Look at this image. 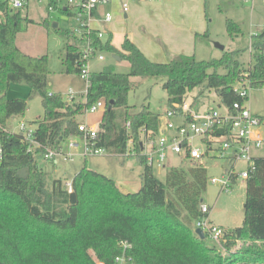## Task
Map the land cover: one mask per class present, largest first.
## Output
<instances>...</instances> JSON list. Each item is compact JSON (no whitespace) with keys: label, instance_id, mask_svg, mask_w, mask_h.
<instances>
[{"label":"trees","instance_id":"1","mask_svg":"<svg viewBox=\"0 0 264 264\" xmlns=\"http://www.w3.org/2000/svg\"><path fill=\"white\" fill-rule=\"evenodd\" d=\"M0 11V264H113L121 241L130 245L127 254L133 264H264V156L254 159L255 168L245 179L241 225L224 229L221 240L228 254L209 245L206 235L201 239L194 232L195 220L208 215L199 208L207 180L201 164L168 167L161 181L137 155L143 166L141 186L123 192L112 178L84 165L68 191L66 182L49 179L37 162L49 150L59 152L66 137L81 135L74 117L99 99L106 108L94 142L107 153L124 154L130 138L137 150L142 127L157 133L160 113L148 105L132 111L128 104L133 76L162 77L167 108L198 87L214 90L226 108L241 103L232 90L235 82L242 79L251 87L264 83V27L252 37V61L246 67L239 50H223L210 60L176 54L166 62L152 61L126 35L117 48L111 32L99 37V30L91 29V58L96 51L110 52L126 60L129 70L116 72L104 66L89 72L85 100L67 103L61 93L47 90V55H30L16 44L23 21L32 22L29 11H15L2 2ZM48 23L47 16L40 21L43 26ZM226 30L233 36L240 28L226 19ZM62 34L72 40L64 46L63 72L78 75L86 60L71 28ZM16 83H25L30 94L41 97L43 115L35 121L32 141L5 129L7 118L27 108L24 99L5 96L7 87ZM236 177L230 176V187ZM237 241L241 245L235 249Z\"/></svg>","mask_w":264,"mask_h":264},{"label":"rangeland","instance_id":"2","mask_svg":"<svg viewBox=\"0 0 264 264\" xmlns=\"http://www.w3.org/2000/svg\"><path fill=\"white\" fill-rule=\"evenodd\" d=\"M185 1L188 2L184 6L166 13L164 18L158 22H155V16H147L148 22L152 23L153 27L161 34L169 33L174 37L185 39L183 34H177L170 28L172 23L174 25L179 24V20L183 15L188 20V24L200 27L195 31L200 34H207L206 37L196 41H194L193 34V39L188 41L189 54H195V58L199 60H210L219 58L223 50H239L238 58L243 66L246 67L252 61V37L258 35L264 27V4L261 0H254L252 4L243 0H182V2ZM180 2L181 0L176 1L177 6ZM43 6V4L33 5L28 14L32 22L23 21L21 30L16 37V44L22 51L30 55H47L49 68L47 90L49 92L61 93V97L67 103H70L71 100L84 101L86 86L84 77L79 74L63 72L64 46L71 39L65 37L62 31L67 29L69 18L57 9L47 14ZM26 11V9H22V13H26ZM46 16L49 25L43 26L40 21ZM144 19L145 17L140 12L134 14L130 11V17L128 16L127 19H122L116 13L106 24L110 25L114 46L120 48L123 35L127 33L125 27L128 26L129 32L134 31L137 37L138 43L134 42V44L145 53L146 57L148 56L147 58L159 62V59L163 58L164 46L167 45L173 49L177 46L178 41L174 40L171 44L169 41L161 40L160 42L154 38L147 42V37L142 34ZM226 19H231L238 25L240 30L237 35L230 36L228 34ZM54 22L57 23L59 31L53 26ZM139 39H142V41ZM216 44H220L224 48L220 49ZM98 54L103 55V60L97 58ZM104 66H112L116 72H128L129 70V63L126 60L121 59L118 61L112 57V53L106 51L96 52L95 56L87 61L86 69L90 72H97ZM131 81L133 86L127 98L131 110L138 111L143 105H148L151 111L160 113L161 122L164 123L165 118L163 115L168 107V100L163 89V78L133 76ZM70 90L73 94H68ZM29 91L30 89L25 83L10 84L7 87L5 96L7 98L24 99L27 102V108L23 114L7 118L5 129L20 132L19 124L21 122H25L33 129L36 125L35 121L43 115L41 97L37 94H30ZM69 95H71V100ZM186 99L188 103H194L193 108L199 106L201 109L206 107L223 109L224 107L220 105V100L214 90H203L200 87L188 92ZM245 105L252 113L261 116L263 119L261 128L264 132V83L260 87H251L248 90ZM102 112L103 108H98L94 113H85L84 111L75 115L74 118L78 123L85 122L88 126L97 129ZM82 152L83 139L81 135H70L62 141L61 150L56 152L58 155L53 157L54 160L38 157L37 162L48 172L49 179L58 177L63 182H70L75 172L84 165L112 178L123 192L136 191L141 186L140 174L143 166L135 154L113 155L108 153L84 156ZM254 154L264 156V149L256 150ZM190 164L186 160L170 155L165 167H153L152 173L156 178L164 181L165 170L168 167L187 168ZM204 167L207 180L206 187L201 193V199L202 203L209 207V220L224 229L241 225L245 199V179L237 177L231 187L227 190H221L220 184L211 183L210 178H222L225 169L229 168L228 161L225 158L209 157L204 159ZM245 168L246 163L242 160H238L233 167L237 173ZM222 241L206 238L209 245L214 246L222 254H228L222 246ZM240 245L241 242L237 241L235 249L239 248ZM233 250L230 252H234Z\"/></svg>","mask_w":264,"mask_h":264},{"label":"built area","instance_id":"3","mask_svg":"<svg viewBox=\"0 0 264 264\" xmlns=\"http://www.w3.org/2000/svg\"><path fill=\"white\" fill-rule=\"evenodd\" d=\"M113 0H0L6 7L13 10H22L28 8L31 4H43L44 9L50 14L53 10H59L69 19L68 27L71 28L76 37L82 56L86 62L80 72V76L84 77L86 82L85 94L89 86L88 73L86 64L93 53L89 40V31L94 29L91 22L95 19L98 7L102 4L112 3ZM130 0H120V8L124 13L128 10ZM253 3L254 0H243ZM264 4V0H261ZM0 11V21H1ZM112 13L106 11L101 18L103 23L110 21ZM71 20V21H70ZM104 31L99 30L98 36L102 37ZM98 52V51H96ZM94 53V56L96 54ZM93 56V57H94ZM97 58L103 60V55L98 54ZM251 85L245 81H237L232 86L233 92L238 94L242 102L235 101L231 107L223 109L219 108H193L194 103H188L186 96L182 102L174 104L165 110L163 117L165 122L159 123L157 133H150L146 128L140 129L139 148L136 146L132 138L129 139L125 153H133L143 158L144 163L151 169L153 167L164 168L166 161L170 155H174L181 160L192 163H198L204 166V159L209 157L225 158L228 161L229 168L225 169L222 178L211 177V183H219L221 190H227L230 187L232 174L237 177L246 179L249 173L254 170V159L259 157L255 155L256 150L264 149V132L262 131L263 119L250 111L245 105L248 96V90ZM50 94V93H49ZM68 94H73L70 90ZM71 95L69 99L71 100ZM98 108H106L103 99H99L87 106L85 113H94ZM161 121V116H159ZM129 128V122L126 123ZM77 128L81 131L83 139L84 156L87 155H104L108 154L103 147L96 146L94 138L97 129L84 123H77ZM20 132L25 139L32 141L33 129L25 122L19 124ZM124 153V154H125ZM58 153L47 151L44 159L51 158ZM70 156V155H69ZM68 156V157H69ZM67 157V158H68ZM242 160L246 163V168L240 172H235L233 167ZM236 177V179H237ZM66 188L71 190V183L66 182ZM200 211L208 213L209 207L201 203ZM193 228H200L204 235L219 241L224 236V228L213 224L208 215H203L195 220ZM121 253L114 257L113 264H133L131 257L127 254L129 244L121 241Z\"/></svg>","mask_w":264,"mask_h":264},{"label":"crops","instance_id":"4","mask_svg":"<svg viewBox=\"0 0 264 264\" xmlns=\"http://www.w3.org/2000/svg\"><path fill=\"white\" fill-rule=\"evenodd\" d=\"M176 1L177 0H130L128 10L123 13L121 11V8H120V0H113L112 3L102 4L98 7V11L96 13L95 19L91 22V26L97 30H101L104 32H106V31L111 32L110 31V25L106 24L107 22L103 23L101 20V18L103 17V14L106 11H110L112 13V17H113V15H115L117 13V14H119V17H121L122 19H127L128 16L130 17V11H131V13H134V14L140 12V14H142L145 17V19H144L145 22L142 23V24H144L142 34H143V36L147 37V42H149V40L154 39V38L159 40L160 42H161V40L169 41L171 44L173 43L174 40L178 41L177 46L173 49L170 48V46H167V45L164 46V53L162 55L163 58L159 59V62H166L169 59H171L172 56H174L176 54L190 55L189 54V47L190 46H189L188 41L193 39V34H194V41H196L197 39H200V38H204V37H195V34L199 33L198 31H195V29H200V27H195L191 24H188L189 23L188 20L185 19L184 16L182 15L181 19L179 20V24L174 25L172 23L173 25L172 24L170 25V28L172 31L174 30L177 34H183L184 35L185 39H182V38L174 37L172 34H169V33H164V34L159 33L153 27L152 23L148 22L149 19H147V16H150V17L155 16L154 17L155 22H158L162 18H164V15L166 13L177 10V9H179L180 6H184V4L186 2H188V1L182 2V0H181L179 6H177L178 4L176 3ZM31 8H33V4H31L27 8V10L30 11ZM47 16L49 17L50 15H47ZM125 29L127 30V33H125L124 35H126L127 37L129 36L128 38L133 43L137 42V40H136L137 37H136L134 31L129 32L128 26H126ZM124 35H123V37H124ZM112 40H113V34H112ZM139 40L142 41V39H139ZM144 55H145V53H144ZM100 120H101V117H100ZM258 156H260V155H258ZM55 162H56V160H55ZM126 192H128V191H126Z\"/></svg>","mask_w":264,"mask_h":264},{"label":"water","instance_id":"5","mask_svg":"<svg viewBox=\"0 0 264 264\" xmlns=\"http://www.w3.org/2000/svg\"><path fill=\"white\" fill-rule=\"evenodd\" d=\"M53 26H57V23L56 22H54L53 23ZM217 45V47H219L220 49H223L224 47L222 46V45H220V44H216ZM112 57L114 58V59H116V60H121V58L118 56V55H112ZM194 232H195V234L199 237V238H201V239H204L205 238V235H204V233H203V231L200 229V228H196V229H194Z\"/></svg>","mask_w":264,"mask_h":264}]
</instances>
